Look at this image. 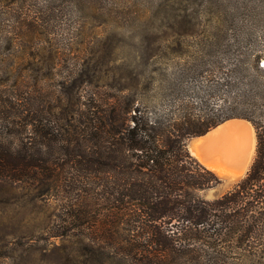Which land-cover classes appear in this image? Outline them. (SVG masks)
I'll return each instance as SVG.
<instances>
[{
  "label": "trees",
  "instance_id": "obj_1",
  "mask_svg": "<svg viewBox=\"0 0 264 264\" xmlns=\"http://www.w3.org/2000/svg\"><path fill=\"white\" fill-rule=\"evenodd\" d=\"M253 2L264 18V0ZM262 20H208L201 32L157 38V53L139 56V85L126 69L118 95L87 111L79 90L76 108L58 113L22 88L10 94L12 72L3 71L0 180L60 202L50 236L77 234L88 264H264ZM150 59L158 67L148 75ZM230 118L253 126L254 156L243 177L208 199L202 192L222 179L186 142Z\"/></svg>",
  "mask_w": 264,
  "mask_h": 264
},
{
  "label": "rangeland",
  "instance_id": "obj_2",
  "mask_svg": "<svg viewBox=\"0 0 264 264\" xmlns=\"http://www.w3.org/2000/svg\"><path fill=\"white\" fill-rule=\"evenodd\" d=\"M253 1L26 0L0 6V74L12 72L7 92L15 95L22 88L55 113L64 106L76 108L72 96L78 90L86 102L81 109L87 111L90 102L101 108L109 94L117 93L126 69L132 73L131 84L139 85V56L156 54L157 38L201 32V24L220 18L259 24L264 18L250 11L257 3ZM172 50L162 48L164 53ZM157 67L150 59L143 69L150 75ZM255 145L256 139L251 161ZM249 166L237 176L210 169L222 183L202 194L208 199L222 194ZM60 204L26 196L0 180V264H88L77 234L50 236L53 220L63 213Z\"/></svg>",
  "mask_w": 264,
  "mask_h": 264
},
{
  "label": "bare ground",
  "instance_id": "obj_3",
  "mask_svg": "<svg viewBox=\"0 0 264 264\" xmlns=\"http://www.w3.org/2000/svg\"><path fill=\"white\" fill-rule=\"evenodd\" d=\"M195 142L196 152L191 147L189 151L201 164L219 174L237 176L250 164L255 143L254 129L249 123L219 125Z\"/></svg>",
  "mask_w": 264,
  "mask_h": 264
},
{
  "label": "water",
  "instance_id": "obj_4",
  "mask_svg": "<svg viewBox=\"0 0 264 264\" xmlns=\"http://www.w3.org/2000/svg\"><path fill=\"white\" fill-rule=\"evenodd\" d=\"M262 66H264V62H262V64H261ZM241 123V124H246V123H249L250 124V122L248 121V120H246V119H243V118H230V119H227V120H225V121H223V122H221V123H219L218 125H216V126H214V127H212L211 129H209L207 132H209L210 130H212V129H214V128H216V127H218L219 125H224V124H231V123ZM251 125V124H250ZM252 126V125H251ZM207 132H205L204 134H202V135H198V136H193V137H191L190 139H189V145H190V143H192V145H191V149H192V151L193 152H196V144H193V142L194 143H196L195 141L199 138V137H201V136H203V135H205Z\"/></svg>",
  "mask_w": 264,
  "mask_h": 264
}]
</instances>
